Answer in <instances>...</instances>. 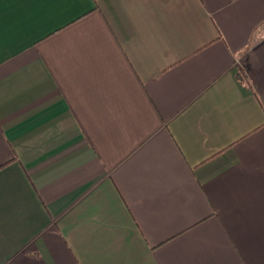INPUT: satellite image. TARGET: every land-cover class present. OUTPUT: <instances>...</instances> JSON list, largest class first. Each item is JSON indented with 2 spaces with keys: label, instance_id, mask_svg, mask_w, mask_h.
<instances>
[{
  "label": "crops",
  "instance_id": "1",
  "mask_svg": "<svg viewBox=\"0 0 264 264\" xmlns=\"http://www.w3.org/2000/svg\"><path fill=\"white\" fill-rule=\"evenodd\" d=\"M0 264H264V0H0Z\"/></svg>",
  "mask_w": 264,
  "mask_h": 264
},
{
  "label": "trees",
  "instance_id": "2",
  "mask_svg": "<svg viewBox=\"0 0 264 264\" xmlns=\"http://www.w3.org/2000/svg\"><path fill=\"white\" fill-rule=\"evenodd\" d=\"M238 77H239L240 79H242V77H244V75L242 74L241 71L238 73Z\"/></svg>",
  "mask_w": 264,
  "mask_h": 264
}]
</instances>
